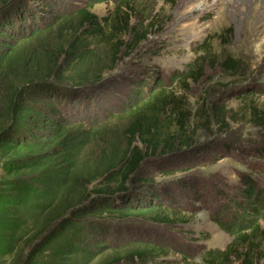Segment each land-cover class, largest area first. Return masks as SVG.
I'll use <instances>...</instances> for the list:
<instances>
[{
	"label": "trees",
	"instance_id": "1",
	"mask_svg": "<svg viewBox=\"0 0 264 264\" xmlns=\"http://www.w3.org/2000/svg\"><path fill=\"white\" fill-rule=\"evenodd\" d=\"M128 5L122 0L114 17L99 18L90 7L64 14L0 0V264H149L168 248L127 239L125 222L188 221L153 204L156 195L140 196L136 189L154 180L139 174L151 156L184 153L202 120L222 126L228 108L210 106L206 117L203 105L194 112L190 98L155 78L145 82L144 98L132 92L135 101L105 120L68 109L101 84L123 48L134 50L148 36L146 26H132L123 14ZM126 33L133 34L128 42ZM99 44L109 49L108 60L94 54ZM190 67L171 78V87L199 82ZM239 178L235 211L224 222L220 212L227 209L212 215L233 242L225 251L208 250L201 264H224L229 255L242 264L264 258V241L252 240L264 221V187L255 172ZM113 220L119 227L110 229Z\"/></svg>",
	"mask_w": 264,
	"mask_h": 264
},
{
	"label": "rangeland",
	"instance_id": "2",
	"mask_svg": "<svg viewBox=\"0 0 264 264\" xmlns=\"http://www.w3.org/2000/svg\"><path fill=\"white\" fill-rule=\"evenodd\" d=\"M26 1L34 9L64 14L90 7L99 18L114 17V9L122 2ZM128 4L123 14L131 17L132 26H146L143 30L148 36L134 50L123 48L101 84L88 88L68 109L91 120H105L135 101L132 92L142 91L144 98L148 94L145 82L157 78L176 90L177 97L190 98L194 112H199L201 105L206 117L214 105L233 110L225 111L229 120L222 126L212 118L207 123L202 120L203 128L184 153L151 156L142 166L139 177L148 175L154 181L140 185L142 189L136 192L145 199L146 194L153 199L156 195L153 204L187 214L188 221L177 227L137 219L125 222L127 239L168 248L167 256L149 264H179L183 260L201 264L208 250L225 251L233 242L212 215L227 209L220 212L224 222L235 211L239 177L255 172L264 187V0H128ZM48 12L47 17L51 16ZM132 36L126 33V42ZM93 51L101 60L111 57L105 45L99 44ZM190 66L199 82L171 87V78L190 73ZM248 94L252 99L243 101ZM116 223H108L109 228L119 227ZM260 225L252 240L263 243V220ZM227 259L224 264H242L231 255ZM255 264H264V258Z\"/></svg>",
	"mask_w": 264,
	"mask_h": 264
}]
</instances>
